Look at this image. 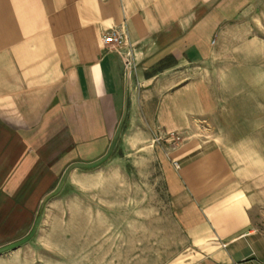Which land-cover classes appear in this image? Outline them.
Instances as JSON below:
<instances>
[{
  "label": "crops",
  "instance_id": "crops-1",
  "mask_svg": "<svg viewBox=\"0 0 264 264\" xmlns=\"http://www.w3.org/2000/svg\"><path fill=\"white\" fill-rule=\"evenodd\" d=\"M245 6L0 0V234L8 217L22 229L24 188L49 184L37 178L48 141L67 140L65 165L92 162L141 123L189 140L165 154L188 243L167 264H264V21L250 28ZM113 29L131 46L129 79L127 47L102 42Z\"/></svg>",
  "mask_w": 264,
  "mask_h": 264
},
{
  "label": "rangeland",
  "instance_id": "rangeland-1",
  "mask_svg": "<svg viewBox=\"0 0 264 264\" xmlns=\"http://www.w3.org/2000/svg\"><path fill=\"white\" fill-rule=\"evenodd\" d=\"M231 2L246 5L241 13L250 28L252 20L264 21V0ZM122 126L96 161L65 165L58 155L67 145L62 137L43 146L49 154L37 178L49 184L24 188L22 229L8 217L0 264H167L187 255L169 193L175 172L165 154L189 140L180 135L174 146L150 138L141 123Z\"/></svg>",
  "mask_w": 264,
  "mask_h": 264
},
{
  "label": "built area",
  "instance_id": "built-area-1",
  "mask_svg": "<svg viewBox=\"0 0 264 264\" xmlns=\"http://www.w3.org/2000/svg\"><path fill=\"white\" fill-rule=\"evenodd\" d=\"M102 42L104 46L112 48V49H122L124 47H127V50L125 53L122 55V62H123V67H124V72L126 77L129 79L132 75L133 72V64H132V50L130 44L126 43V37L124 32H122L119 29H113L108 32H106L103 37H102ZM161 136H158L155 141L159 142L161 140H164V142L171 143L174 146L179 145L181 138L180 135L178 134H168L167 137L163 138ZM174 167L178 169V165L174 163Z\"/></svg>",
  "mask_w": 264,
  "mask_h": 264
}]
</instances>
